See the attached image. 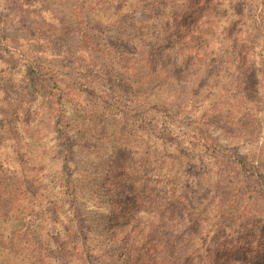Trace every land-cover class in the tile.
<instances>
[{
  "label": "rangeland",
  "instance_id": "rangeland-1",
  "mask_svg": "<svg viewBox=\"0 0 264 264\" xmlns=\"http://www.w3.org/2000/svg\"><path fill=\"white\" fill-rule=\"evenodd\" d=\"M155 235L264 264V0H0V264Z\"/></svg>",
  "mask_w": 264,
  "mask_h": 264
},
{
  "label": "trees",
  "instance_id": "trees-1",
  "mask_svg": "<svg viewBox=\"0 0 264 264\" xmlns=\"http://www.w3.org/2000/svg\"><path fill=\"white\" fill-rule=\"evenodd\" d=\"M170 216H174V212ZM163 218H166V216H163ZM159 231V230H158ZM158 233V232H157ZM163 235V233H162ZM156 243L158 247L166 249L165 250V255L161 254L158 256L156 259L152 260L153 263L151 264H209L210 260V255L209 252L206 253V255L202 254L204 252L203 246L201 249H197L195 247L190 246L189 250L186 251H176V243L175 241H161L158 239L157 235H155ZM166 239V237H163ZM168 239V238H167ZM171 240V239H168ZM192 242V241H191ZM196 246V245H194ZM168 249H172L173 251L171 252ZM168 253H171L170 255ZM173 260V262L171 261ZM246 264L245 260H242ZM215 264V263H212ZM259 264V263H258Z\"/></svg>",
  "mask_w": 264,
  "mask_h": 264
}]
</instances>
